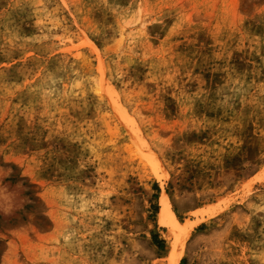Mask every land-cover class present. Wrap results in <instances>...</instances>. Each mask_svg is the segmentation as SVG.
<instances>
[{
    "label": "rangeland",
    "instance_id": "rangeland-1",
    "mask_svg": "<svg viewBox=\"0 0 264 264\" xmlns=\"http://www.w3.org/2000/svg\"><path fill=\"white\" fill-rule=\"evenodd\" d=\"M161 192L264 264V0H0V264H168Z\"/></svg>",
    "mask_w": 264,
    "mask_h": 264
},
{
    "label": "bare ground",
    "instance_id": "bare-ground-1",
    "mask_svg": "<svg viewBox=\"0 0 264 264\" xmlns=\"http://www.w3.org/2000/svg\"><path fill=\"white\" fill-rule=\"evenodd\" d=\"M159 205V222L161 223V225L169 227L171 231L176 234V238L172 239L170 242V249L168 251L167 262L168 264H178L182 255V248L180 247L178 234L182 227L170 207L169 200L165 192H161L160 194Z\"/></svg>",
    "mask_w": 264,
    "mask_h": 264
}]
</instances>
